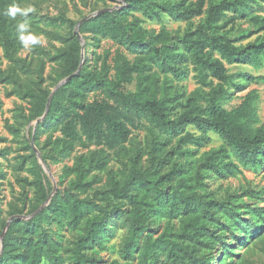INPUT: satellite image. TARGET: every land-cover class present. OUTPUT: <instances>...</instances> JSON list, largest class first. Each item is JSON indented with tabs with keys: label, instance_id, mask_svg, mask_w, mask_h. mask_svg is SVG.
<instances>
[{
	"label": "trees",
	"instance_id": "obj_1",
	"mask_svg": "<svg viewBox=\"0 0 264 264\" xmlns=\"http://www.w3.org/2000/svg\"><path fill=\"white\" fill-rule=\"evenodd\" d=\"M260 1L264 2L120 0L118 9L105 8L87 19L73 21L59 16L68 25L71 38L67 49L60 52L61 74L66 80L54 92L45 91L43 97L25 91L35 98V117H42L38 123L40 132H60L65 139L84 147L94 145L103 157L109 151L124 149L132 130L145 124L150 141L145 152L135 149L131 154L123 179L110 177L105 204L70 194L50 197L51 191L39 186V204L30 208L27 219L13 218L3 235L6 222H2L0 264H62L58 243L44 223L59 224L63 219L73 227L85 220L84 235L76 241L72 264H98L99 260L93 262L81 250L102 247L113 231L115 218H123L127 232L119 259L107 264H236L235 251L259 237L263 230L264 205L249 204L247 200L264 199V188L246 190V201L237 194L218 200L205 191L204 178L211 174L231 176L242 168H264V122L258 119L254 92L245 94L235 107L223 105L235 93L262 79L249 72H231L228 66L259 67L264 60V37L237 45V39L230 38L226 29L255 7H261ZM18 3L19 0H0V46L10 60L15 59L18 49L20 21L18 13L13 17L8 12ZM135 12L151 21H161L163 16L186 22L201 19L178 38L180 46L168 42V35L163 34V44L157 47L149 44ZM259 29H264V19ZM75 31L97 43L108 38L134 52L146 53L151 62L130 61L116 53L110 65L107 53L99 71L85 70L80 56L81 39ZM152 64L164 75L160 86L148 81L144 73ZM189 66L200 86L183 99L178 92L168 91V77L184 79ZM133 81L136 90L126 89ZM89 93L94 97L89 98ZM189 126L196 134L185 132ZM210 132L223 143L202 154L194 174L181 188L180 175L193 162L189 158L169 161L170 155L197 153L211 141ZM173 138L177 139L169 150ZM187 144L193 148H186ZM144 153L145 166L141 161ZM101 162H105L104 158ZM158 218L164 220V227L154 237L152 234L158 230L152 226Z\"/></svg>",
	"mask_w": 264,
	"mask_h": 264
},
{
	"label": "rangeland",
	"instance_id": "obj_2",
	"mask_svg": "<svg viewBox=\"0 0 264 264\" xmlns=\"http://www.w3.org/2000/svg\"><path fill=\"white\" fill-rule=\"evenodd\" d=\"M260 4L261 7H255L247 15L238 18L232 28L231 25L226 27L230 32L229 37L237 39L235 42L237 45H247L257 38L264 37V29L258 30L261 20L264 19V2L260 1ZM121 5L120 0H19L20 9L31 8L32 11L27 12L26 16L18 13L20 25L24 24L26 27L20 29L18 33L15 59L5 57L0 46V227L2 222H8L13 218L27 219L30 208L39 204L41 193L39 186L45 191H51L50 197L70 194L77 195L78 198L92 199L96 203H107L110 177L123 179L134 150L138 149L142 153L146 151V145L150 141L147 124L132 130L124 149L109 151L105 157L94 145L84 147L79 142L65 139L60 132H40L38 123L42 117H35L33 110L35 98L25 94V91L30 90L43 97L45 91L54 92L66 80L61 74L60 52L67 49L71 38L68 25L58 19L60 15L77 21L92 16L99 10L118 9ZM134 15L140 19L138 24L149 44L157 47L163 44V34L168 35V42H176L180 46L178 38L183 36L187 28H194L201 19L197 17L186 22L163 16L161 21H151L140 13L135 12ZM130 19L129 16L128 20ZM246 33V36L242 35ZM75 35L81 39L80 56L82 68L85 70L99 71L102 59L107 53L110 65L113 64L112 60L116 53L123 54L130 61L140 59L147 63L151 62L150 55L134 52L108 38H101L97 43L89 36L82 37L77 31ZM30 36L39 42L33 43L28 40ZM21 37L27 43L23 42ZM228 69L231 72L239 70L249 72L262 79L250 83L244 91L235 93L223 105L228 109L235 107L242 102L245 94L252 91L255 94L258 119L264 122V60L259 67L239 64L228 66ZM144 73L149 76L148 81H156L157 86L164 82V75L157 72L154 64L151 69H145ZM194 74L192 67L189 66L188 75L184 79L172 80V76H169L168 85L171 87L168 91L178 92L183 99L191 95L200 86ZM126 89L135 91L136 82L126 85ZM202 89L208 91L207 87ZM93 97V94L89 93V98ZM186 131L196 134L191 126L185 128ZM183 133L184 131L181 134ZM209 136L211 141L193 155L178 153L170 155L169 161L172 159L184 161L189 158L193 162L180 175L181 177L179 176L181 188L188 182L189 176L194 174V166L198 164L202 154L223 143L216 134L210 132ZM176 139H172L168 146L169 150L175 145ZM191 146L187 144L185 147L193 148ZM102 158L105 160L104 163L101 162ZM141 161L144 166L147 165L145 153ZM204 182L205 191L218 200L225 199L230 194L242 197L248 189L264 188V168L258 171L242 168L236 174L226 177L211 174L204 178ZM262 197L264 198V194ZM242 199L246 201L247 197L243 196ZM247 202L264 205V199H248ZM115 220L117 222L112 226L113 231L106 236L102 247L81 250L93 262L99 260L98 264H107L113 259H119V250L126 236L127 227L123 218ZM84 223L85 220L77 227L68 224L66 219L59 224L55 221L44 223L48 234L58 243V254L62 258V264H72L75 261L76 241L84 235ZM163 227L164 220L158 218L152 226L153 230L158 232L152 235L158 236ZM263 232L264 227L259 237L235 251L236 264H264ZM217 251L218 248L213 250L214 253ZM157 264L168 262L160 261Z\"/></svg>",
	"mask_w": 264,
	"mask_h": 264
},
{
	"label": "clouds",
	"instance_id": "obj_3",
	"mask_svg": "<svg viewBox=\"0 0 264 264\" xmlns=\"http://www.w3.org/2000/svg\"><path fill=\"white\" fill-rule=\"evenodd\" d=\"M29 11H32V9L29 8V9H27V10H22V9H20L18 6H13L12 8L9 9L8 14H9V15H12L13 17L15 16L16 13H20V14L26 16V15H27V12H29ZM25 27H26V26H25L24 24L19 25V28H20L21 30L25 29ZM21 39H22L23 42L27 43V41H24V38H23V37H21ZM28 40H31L33 43H38V42H39L38 40H36L35 38H33V37H31V36L28 37Z\"/></svg>",
	"mask_w": 264,
	"mask_h": 264
},
{
	"label": "water",
	"instance_id": "obj_4",
	"mask_svg": "<svg viewBox=\"0 0 264 264\" xmlns=\"http://www.w3.org/2000/svg\"><path fill=\"white\" fill-rule=\"evenodd\" d=\"M101 11H102V10H99L98 12H96L95 14H93L92 16L96 15L97 13H99V12H101ZM92 16H87V17H85V18H83V19H87V18H90V17H92ZM48 104H49V100H48V102H47V106H48ZM10 221H11V220H9L8 222H6L5 227H4L3 231H2V235H3V233L5 232V229H6V227L8 226V224H9Z\"/></svg>",
	"mask_w": 264,
	"mask_h": 264
}]
</instances>
